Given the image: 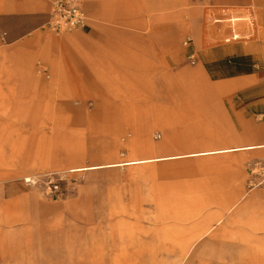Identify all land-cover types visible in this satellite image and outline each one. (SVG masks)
Listing matches in <instances>:
<instances>
[{"label": "rangeland", "instance_id": "rangeland-1", "mask_svg": "<svg viewBox=\"0 0 264 264\" xmlns=\"http://www.w3.org/2000/svg\"><path fill=\"white\" fill-rule=\"evenodd\" d=\"M79 1L92 19L88 27L52 32L46 23L54 0H0V125H5L0 127V264H52V236L79 239L72 247L85 250L84 264H196L187 261L191 238L220 215L224 235L241 229L242 235L252 236L253 256L264 261V148L159 160L264 146V87L246 98L237 86L212 81L202 58L212 48L257 42L256 14L264 12V0ZM108 2L124 11L134 3L143 26L88 8ZM42 3L46 9L41 14ZM196 8L204 11L196 18L204 19V29L192 26L191 10ZM111 10L116 12L113 6ZM173 11L178 13L177 27L155 19ZM233 17L243 20L236 27L232 22L212 24ZM107 26L147 39L137 48L140 58L132 59L141 63L135 68L141 80L127 86L112 80L114 91L101 89L110 103L127 102L146 111L134 123L94 122L92 115L104 100L96 90L89 87L72 95L71 81L60 80L44 91L38 86L53 82L57 73L36 58L35 67L43 73L31 74L21 58L22 47L36 34L60 39ZM233 29L249 38L231 42ZM175 35L174 44L169 43L167 38ZM126 61L130 59L96 46L83 48L81 60L87 72L95 65L101 75L131 77L120 68ZM192 71L195 84L189 79ZM171 85L178 95L171 93ZM71 111H82L81 117ZM140 125L149 127L146 138L154 144L147 151L128 145ZM137 159L150 162L107 167ZM97 166L102 168L78 169ZM209 236L195 239L198 255L205 254L203 264L248 250L243 245L234 249L220 237L210 242ZM62 264H68L66 259Z\"/></svg>", "mask_w": 264, "mask_h": 264}, {"label": "crops", "instance_id": "crops-1", "mask_svg": "<svg viewBox=\"0 0 264 264\" xmlns=\"http://www.w3.org/2000/svg\"><path fill=\"white\" fill-rule=\"evenodd\" d=\"M110 1V0H109ZM241 1V0H238ZM115 8L116 12H112L111 10ZM88 8L92 11H97L105 13L106 15H110L118 19V21L129 23L131 26L142 27L143 22L140 20L143 16L142 13L138 12L135 8L133 3L129 4L128 11L127 10H119L118 4H112L108 2V4H104L98 6L96 4H89ZM22 9V8H21ZM46 4H40V12L41 14L45 11ZM166 9V8H165ZM197 11L191 10L193 15L194 21L192 23L193 28H200L204 29V19L198 21L196 18H201L204 14L202 8H196ZM87 13V12H86ZM88 15V14H87ZM258 16V26H259V39L257 42L255 41L249 47H245L242 44H233L222 46L219 48H212L208 50L206 53L203 54V63L205 72L209 75V78L212 81H224L225 85L232 87H238L239 90L242 91L244 97L253 98L254 91L260 92L263 90V84L261 83L264 79V19L261 16H264V12L260 16ZM89 16V15H88ZM178 13L176 11L166 13L164 15L155 17L156 20L163 21L165 23H172L174 22L175 26H178ZM90 22L92 21L91 17L89 16ZM152 19V18H151ZM149 19V20H151ZM243 19L242 17H233V18H218L214 19L213 25L216 24H224L226 22H232L233 26L236 27L237 22H241ZM254 21V19H253ZM90 24V23H89ZM253 26V22H252ZM208 27V26H207ZM209 26L208 28H210ZM253 30L249 31V34L253 33ZM248 33H239L237 30H232L230 34V41L237 42L242 39L249 38ZM176 39L175 36H170L167 38L169 43L174 44ZM228 41V40H226ZM147 42V39L143 36L135 35L134 33H129L121 30H115L110 28V26L99 28L89 35H79V34H68L64 35L60 39L55 38H48L42 34H36L34 37L28 41L21 50V58L23 63L28 66V72L31 74H42L43 69L41 67H35V59L36 61H47L51 65V71L57 73L58 76H54L53 82L50 84L45 83L38 86V88L43 89L44 91L47 90V86H52L57 83L63 81H71L72 83V95H82L87 91L90 87L91 89L96 90L98 96L104 99L100 104L97 105L95 112L92 115V120L95 122H107V123H134L138 119L139 116L144 114V109L142 107L135 106L133 104L127 102H112L106 101V97L102 92V87L106 89L114 91V86L112 84V80H121L126 83V86L129 84L128 82L135 83L134 81H140L139 76H136L135 70L136 67L140 66L137 64L138 61H132V59L140 58L142 54L138 51V46H143V43ZM127 43L129 46L125 48L123 45ZM229 43V42H226ZM101 45V46H99ZM123 45L124 47H122ZM98 49L99 47H106L111 50L112 53H117V55L121 57H125L130 59V61H126L125 64H121L124 72L131 75L127 77H108L106 75H101V70L97 68L95 65L90 67L88 72L85 67L82 66V52L83 48L85 47H95ZM130 49V51L128 50ZM135 48V51H134ZM122 49L126 50L122 51ZM61 55L59 61L58 56ZM29 57V58H26ZM57 58V59H56ZM137 65V66H136ZM59 66V68H57ZM131 69L133 73H131ZM86 71V73H85ZM87 74V76L83 74ZM192 84L194 83L195 77H197L196 72H189ZM34 74V75H35ZM133 74V75H132ZM196 89V86H193ZM198 88V87H197ZM102 89V90H101ZM169 90L174 95H178L179 89L175 85H171ZM100 92V93H99ZM113 93V92H112ZM114 95V94H112ZM72 114H78L81 117L82 111H71ZM142 120V119H141ZM139 121V120H138ZM5 126V125H0ZM137 136L136 139L131 141L128 145L129 147H134V145H141V147L145 146L146 151L150 149L151 146L154 144L146 138V131L149 128L148 126L140 125L138 126ZM147 128V129H146ZM261 148H264L262 145H248L243 147H234V148H227V149H217V150H210L205 152H197V153H189L183 156H174V157H167V158H159V160H174V159H182V158H192L198 156H210V155H219V154H228L235 151H257ZM4 158L0 157V168L3 166ZM148 159H137V160H128L125 162L119 163H112L107 165L110 168H118V167H127V166H137L140 164L148 163ZM153 162V161H151ZM43 165V163H41ZM102 168L101 166L97 167H90V168H78L83 170H92V169H99ZM28 179V177L26 178ZM237 196H233L230 200L235 202ZM31 200L36 202L38 205L40 203L37 199H35L32 195H30ZM232 209V208H231ZM230 209V210H231ZM229 210V209H228ZM224 215L217 216L214 220L205 222L203 228L194 235L191 240L194 241L192 244L191 252H189L187 261H193L199 264H203L205 254L198 255L197 243L199 241L200 236L206 237L209 236L210 242L213 241L215 238L220 237L226 240L227 242L234 244L233 248L236 249L238 246H242L243 248H248L245 255L240 254H231L225 253L219 259H215L212 261H208V264H264V261L257 259L256 256H253L254 252H257L255 247L249 245L250 237L252 236H244L240 232L242 231L237 230L231 234H225V227L222 226ZM3 221L0 220V229L2 226ZM221 226V227H220ZM219 227V228H218ZM1 232V230H0ZM224 235V236H223ZM71 236H66L64 238L60 236H52L50 240V249H51V257H52V264H62L64 260L68 262V264H84L83 257L85 256V250L81 248L72 247V242H76L79 239L70 238ZM196 239V241H195ZM206 246H204L205 248ZM203 248V249H204ZM191 258V259H190ZM78 259V260H77ZM226 260V262H225ZM79 261V262H77ZM75 262V263H74Z\"/></svg>", "mask_w": 264, "mask_h": 264}, {"label": "built area", "instance_id": "built-area-1", "mask_svg": "<svg viewBox=\"0 0 264 264\" xmlns=\"http://www.w3.org/2000/svg\"><path fill=\"white\" fill-rule=\"evenodd\" d=\"M89 23V16L79 0H54L46 26L52 32H62L84 30ZM28 183L33 184L30 180ZM54 188L57 190L58 186H54Z\"/></svg>", "mask_w": 264, "mask_h": 264}, {"label": "bare ground", "instance_id": "bare-ground-1", "mask_svg": "<svg viewBox=\"0 0 264 264\" xmlns=\"http://www.w3.org/2000/svg\"><path fill=\"white\" fill-rule=\"evenodd\" d=\"M29 180L32 181V178H28V179H26L27 182H28ZM190 259H191V258H190Z\"/></svg>", "mask_w": 264, "mask_h": 264}]
</instances>
